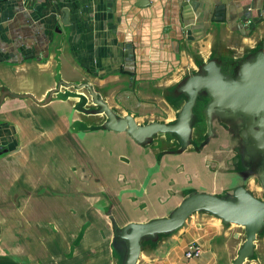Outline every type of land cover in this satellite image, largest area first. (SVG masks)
Wrapping results in <instances>:
<instances>
[{
	"label": "crops",
	"instance_id": "obj_1",
	"mask_svg": "<svg viewBox=\"0 0 264 264\" xmlns=\"http://www.w3.org/2000/svg\"><path fill=\"white\" fill-rule=\"evenodd\" d=\"M138 1L0 0V264H122L116 233L128 223L166 217L195 191L228 194L237 183L222 178L236 171L261 196L229 144H137L103 127L85 88L65 87L89 84L139 124L170 123L201 65L225 70L233 53L264 49V0ZM205 131L198 106L194 144ZM243 240L240 226L197 212L144 239L136 264H232ZM192 241L202 252L187 259ZM242 264H264V228Z\"/></svg>",
	"mask_w": 264,
	"mask_h": 264
},
{
	"label": "water",
	"instance_id": "obj_2",
	"mask_svg": "<svg viewBox=\"0 0 264 264\" xmlns=\"http://www.w3.org/2000/svg\"><path fill=\"white\" fill-rule=\"evenodd\" d=\"M146 4L147 0L138 1V6ZM63 13L62 23L66 25L68 11L64 9ZM230 61L234 65H226L224 70L217 61L209 60L180 84L178 91L184 94L185 100L170 123L139 124L130 114L117 115L89 84L65 86L85 88L105 115L103 127L125 132L137 144H149L157 134L172 137V148L180 152L188 149L199 152L201 147L212 150L222 146L221 143L229 144L238 153L234 158L236 165L240 157L244 158L243 167L252 173L249 178L254 177L262 187L261 196L255 197L242 183L248 177L236 171L222 178L224 182L237 183L228 194L195 191L183 198L166 217L126 224L116 233L126 243L122 264H136L144 239L177 230L197 212L243 229L244 240L232 264H242L252 255L255 240L264 228V49L246 56L235 52ZM198 106L202 108L206 131L194 144V110Z\"/></svg>",
	"mask_w": 264,
	"mask_h": 264
},
{
	"label": "built area",
	"instance_id": "obj_3",
	"mask_svg": "<svg viewBox=\"0 0 264 264\" xmlns=\"http://www.w3.org/2000/svg\"><path fill=\"white\" fill-rule=\"evenodd\" d=\"M202 252V247L198 242H189L184 250V256L187 259L199 257Z\"/></svg>",
	"mask_w": 264,
	"mask_h": 264
}]
</instances>
